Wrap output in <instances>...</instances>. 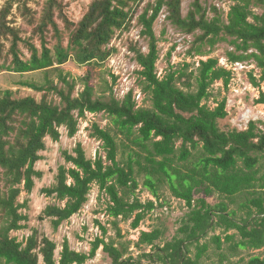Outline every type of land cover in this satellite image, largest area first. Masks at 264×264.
I'll return each mask as SVG.
<instances>
[{
    "label": "trees",
    "instance_id": "obj_1",
    "mask_svg": "<svg viewBox=\"0 0 264 264\" xmlns=\"http://www.w3.org/2000/svg\"><path fill=\"white\" fill-rule=\"evenodd\" d=\"M213 1L192 0L185 13L184 0H91L79 21L69 17L65 0H7L0 8V71H48L72 58L79 64L101 63L120 50L112 44L116 36L139 27L148 51L134 38L128 50L140 66L139 86L152 102L151 107L140 106L134 88L120 97L111 86V94L100 97L89 74L78 95L74 94L77 82L62 73L63 86L51 80L30 84L37 91H47L41 100L32 95L15 97L0 88V262L85 264L103 245L113 264H145L144 258L149 264H200L209 250L203 240L219 229L228 241L235 236L229 233L232 230L242 236L233 247L264 248V129L260 126L264 122L252 120L245 129L221 124L228 117L227 98L216 107L208 100L216 81L230 84L232 71L220 65L219 57L201 59L194 69L185 63L164 77L157 71L156 27L165 14L162 32L171 26L192 34L193 57L209 56L220 43L226 44L229 61H248L262 70L259 80L251 73L253 83L261 85L264 0ZM221 2H231L230 9L225 11L218 5ZM19 16L27 28L17 23ZM51 91L61 97L60 103L48 99ZM256 102L264 103V92ZM87 112L103 113L113 123L109 129L94 125L93 135L104 142L107 157H89L81 143L73 152L65 150V160L71 165H60L55 182L43 189L55 195L57 202L47 205L38 218L49 219L57 229L82 208L97 184L110 198L109 216L130 219L135 215L133 226L138 227L156 208L153 200L132 197L140 185L138 176L145 175L144 185L158 200L159 186L168 181L188 210L181 217L179 232L163 244L158 242L164 235L160 228L143 231L138 245L150 246L151 251L138 259L124 258L122 248L99 236L89 252L77 251L66 239L57 257V241L37 227L23 240L12 234L27 226L22 221L29 217L20 210L27 205L19 201L21 186L31 192L36 178L42 177L36 164L46 148L45 139L59 140L62 127L69 136L75 135ZM118 134L142 150L118 160ZM194 150L197 158L191 160ZM198 192L203 196L196 197ZM212 194L222 197L216 205L207 200ZM241 195L246 196L241 203L246 217L230 208ZM213 240L222 247L221 235H214ZM247 264H264V254L251 257Z\"/></svg>",
    "mask_w": 264,
    "mask_h": 264
},
{
    "label": "rangeland",
    "instance_id": "obj_2",
    "mask_svg": "<svg viewBox=\"0 0 264 264\" xmlns=\"http://www.w3.org/2000/svg\"><path fill=\"white\" fill-rule=\"evenodd\" d=\"M6 1L0 0V8L5 5ZM90 1L65 0L69 17L74 21L82 19ZM191 2L192 0H184L185 13ZM209 2L214 1L209 0ZM221 3H225L227 10H229L231 2ZM222 8L227 11L224 7ZM164 18L165 14H162L156 27L160 49V58L157 63L159 76L164 77L170 70L177 69L185 63H191L193 65L192 69H194L199 66L201 59L206 60L209 57H219L220 65L232 71L230 84L226 86L223 80L216 81L211 86V97L208 100L211 107H216L218 102L227 98L228 117L222 120L221 124L224 125L227 122L231 127L245 129L252 120L264 122V103L256 102L260 97V93L264 92V81H262L260 86H256L251 77V73H253L259 80L262 70L248 61H245L248 64L245 69H242V66L237 65L235 62L229 61L226 55V44L223 43H220L209 56L197 55L193 57L191 49L194 36L176 31L171 26H168L166 33H163ZM17 23L27 28L25 21L20 16L17 19ZM139 32L140 28L134 27L130 31H126L122 36H116L112 44H115L120 50L101 63L92 62L91 65L79 64L72 58L61 67H54L48 71L39 70L28 73H17L3 69L0 71V88L3 91H12L15 97L32 95L41 100L47 91H37L30 84H47L51 80L55 84L63 86L64 82L60 76L62 73L69 80L77 82L74 94L78 95L85 88V77L89 74L91 75V84L95 86L98 96L108 97L111 94V86L117 96L120 97H123L130 89L134 88L139 105L151 107L152 102L149 99V95L143 93L142 86H139L138 70L140 66L133 58L134 52L128 50L129 40L134 38L143 45L145 51H148L147 44L140 37ZM115 75L117 76L116 82L114 81ZM47 97L56 103L61 102V97L54 91L48 92ZM96 123L104 128H113L111 119L103 113L87 112L84 117L80 118L79 130L75 135L69 136L67 129L62 127V135L59 140H54L50 137L45 139L46 148L40 152L42 159L36 164L37 169L42 172V177L36 178L35 187L31 192L25 190L24 185L21 186L23 190L19 196V201L21 203L27 202V205L20 210L29 217L27 221H22L27 226L13 231L12 234L23 240L24 237L32 233L33 228L37 227L41 233L44 232L57 241V257H59L66 239L72 248L77 251L89 252L96 237L99 236L107 242H113L122 248L125 251L124 258L133 257L138 259L142 253L151 251L150 246L138 245L143 231H152L155 228H160L164 232V235L158 242L163 244L179 232L181 217L188 210L186 202L173 194L168 181H164L159 186L161 198L158 200L152 193V190L144 185L145 175L138 176L140 185L132 197L138 196L143 202L149 200L156 202V208L147 213L138 227L133 226L135 215L130 219H115L109 216L107 207L110 198L105 192L100 190L97 184H93L89 193V199L82 208L72 217L65 220L57 229H55L49 219L40 221L38 218L40 212L47 205L57 202L55 195L50 196L43 189L55 182V176L60 165H71L65 160L63 154L65 150L73 152L78 144L81 143L89 157L95 159L98 154L103 155L105 158L107 157L104 142L93 135ZM260 126L264 129V124L260 123ZM116 138L119 144L118 160L120 161L127 160L129 154H134V150H142L135 142L127 139L122 134H118ZM180 144L181 142H179ZM140 153L142 155L146 154L145 152ZM196 153L198 152L194 150L191 160L197 158ZM199 196H203V194L198 192L196 197ZM207 200L212 205H216L222 200V197L219 194H212L207 197ZM245 200V195L238 196L236 201L231 203L230 206L231 209L239 211L238 215L240 217L247 216V209L241 207V203ZM61 204L65 205V201ZM101 225L107 228L106 231H104ZM229 233L235 235L231 241L227 240L226 234L222 233V229L210 232L209 236L203 240V242L206 241L208 243L209 250L200 264H247L251 257L263 256L264 248L233 247L241 241L242 236L237 230H232ZM214 235H221V248H218V244L214 242ZM143 261L145 264L151 262L145 258ZM0 264H5V262H0ZM85 264H113V261L104 250V246L101 245L96 256L89 259Z\"/></svg>",
    "mask_w": 264,
    "mask_h": 264
},
{
    "label": "built area",
    "instance_id": "obj_3",
    "mask_svg": "<svg viewBox=\"0 0 264 264\" xmlns=\"http://www.w3.org/2000/svg\"><path fill=\"white\" fill-rule=\"evenodd\" d=\"M219 6H221V7H224L226 10H227V7H226V4L225 3H220V4H218ZM229 9H230V7H229ZM228 11V10H227ZM233 63V62H232ZM237 65H241L242 66V69L244 68H246V66L248 65L247 64V62H243V61H236L235 62ZM244 66V67H243Z\"/></svg>",
    "mask_w": 264,
    "mask_h": 264
},
{
    "label": "clouds",
    "instance_id": "obj_4",
    "mask_svg": "<svg viewBox=\"0 0 264 264\" xmlns=\"http://www.w3.org/2000/svg\"><path fill=\"white\" fill-rule=\"evenodd\" d=\"M243 62H245V61H243Z\"/></svg>",
    "mask_w": 264,
    "mask_h": 264
}]
</instances>
